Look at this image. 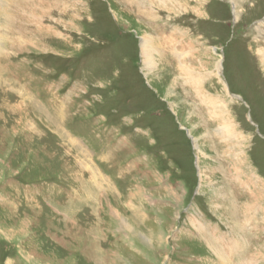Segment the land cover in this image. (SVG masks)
<instances>
[{
	"label": "rangeland",
	"instance_id": "rangeland-1",
	"mask_svg": "<svg viewBox=\"0 0 264 264\" xmlns=\"http://www.w3.org/2000/svg\"><path fill=\"white\" fill-rule=\"evenodd\" d=\"M0 264H264V0H0Z\"/></svg>",
	"mask_w": 264,
	"mask_h": 264
},
{
	"label": "bare ground",
	"instance_id": "bare-ground-1",
	"mask_svg": "<svg viewBox=\"0 0 264 264\" xmlns=\"http://www.w3.org/2000/svg\"><path fill=\"white\" fill-rule=\"evenodd\" d=\"M123 1V0H122ZM121 2V1H120ZM237 4V3H236ZM165 35H161V34H158V35H152V40L150 41V38H149V36H146L145 38H142V54L144 55H142L143 57H145V64H146V66H153L154 64H155V61H156V53L157 54H160L159 53V49L161 48V49H163V48H170L171 47V45H170V43H172V42H170L171 41V39H170V37L168 36V37H164ZM170 45V46H169ZM172 45H173V47L171 48V51L173 52V54H175V56H177L178 57V59H179V61H180V67L179 68H181V70H186L187 69V67H188V65L185 63L186 62V60H185V57L187 56V54L185 53V52H183V51H180V50H182V47L180 48L179 46H178V43H172ZM171 52V53H172ZM205 52V51H204ZM208 56V55H207ZM196 59V58H195ZM178 63V62H177ZM221 63L222 64H218V70H219V72H220V70H221V68H222V65H223V61H221ZM221 67V68H220ZM261 68V67H260ZM193 70H195V69H193ZM197 74V73H196ZM217 74V73H216ZM203 76H205L204 74H203ZM203 76H201V75H199V76H193V72H190V74H189V77H188V80H187V82H185V79H184V75H183V79H184V82H185V84L186 85H188V87H189V85H191V87H192V90L195 92V94L197 95V97L198 98H200L201 99V102L202 101H204L202 98H201V92H204L203 91V89H202V82H203ZM207 79V78H206ZM214 80V79H213ZM199 92H200V94H199ZM206 92V91H205ZM213 96V95H212ZM238 99V98H237ZM213 101V100H212ZM219 102V101H218ZM208 103V102H207ZM212 103L210 102V105H211ZM203 105V104H202ZM205 105V104H204ZM174 107V106H173ZM224 108V107H223ZM208 109V108H207ZM214 109V108H213ZM220 109V108H219ZM217 111V110H216ZM212 113V112H211ZM210 113V114H211ZM214 113V112H213ZM212 115V114H211ZM215 115V114H214ZM222 116V115H221ZM223 117V116H222ZM217 119V118H216ZM225 119V118H224ZM226 121H224V124H223V127L221 128V137L223 136H225V137H227L229 134L230 135H232V132L231 131H233L234 132V129H233V127H231V128H228V126H227V124L226 123H228L229 124V122H227V119H225ZM231 124V123H230ZM231 129V130H230ZM224 130H226L228 133H223V131ZM224 137V138H225ZM192 138V137H191ZM223 138V139H224ZM197 141V140H196ZM79 145V144H78ZM199 149V148H198ZM94 177H95V175H94ZM98 177V176H97ZM93 178V177H92ZM96 178V177H95ZM103 186V185H102ZM99 187V186H98ZM104 189V188H103ZM117 213V212H116ZM208 238V237H207ZM228 263V262H227Z\"/></svg>",
	"mask_w": 264,
	"mask_h": 264
}]
</instances>
